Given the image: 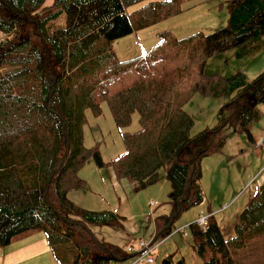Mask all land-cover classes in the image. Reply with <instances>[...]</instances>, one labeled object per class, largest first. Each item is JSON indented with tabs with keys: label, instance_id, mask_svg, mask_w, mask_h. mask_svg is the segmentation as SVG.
<instances>
[{
	"label": "trees",
	"instance_id": "trees-1",
	"mask_svg": "<svg viewBox=\"0 0 264 264\" xmlns=\"http://www.w3.org/2000/svg\"><path fill=\"white\" fill-rule=\"evenodd\" d=\"M226 2V26L184 38L164 31L145 53L120 60L115 41L182 12L184 0H53L49 6L47 0H0V32L7 35L0 43V245L39 229L59 264L126 258L120 246L98 240L92 230L120 226L124 217L87 209L68 196L85 186L80 170L91 160L111 167L136 192L166 169L172 214L178 202L180 214L202 203L203 159L224 153L229 125L254 141L252 128L264 107V73L254 86L240 70L229 77L205 74L217 54L253 57L262 47L264 0ZM62 14L66 24L59 27ZM196 94L225 103L217 125L194 133L186 104ZM104 102L120 130L139 116L140 128L122 132L124 151L110 162L84 139L87 110L99 116ZM172 214L157 218V239L172 233L180 215L171 220ZM211 214L206 227L189 225L205 264H264V181L230 239Z\"/></svg>",
	"mask_w": 264,
	"mask_h": 264
},
{
	"label": "rangeland",
	"instance_id": "rangeland-1",
	"mask_svg": "<svg viewBox=\"0 0 264 264\" xmlns=\"http://www.w3.org/2000/svg\"><path fill=\"white\" fill-rule=\"evenodd\" d=\"M48 2L47 6L52 4L53 0ZM183 9L176 15L115 41L113 49L117 57L127 60L145 53L158 42L159 33L164 31H170L177 38H184L197 32L210 33L226 26L228 22L229 9L226 0H184ZM56 23L59 27L64 26L66 15L62 14ZM6 37V34L0 32V43ZM239 70L245 72L249 80L259 77L264 70V56L258 62L256 55L251 58H238L234 50H228L210 58L204 68L207 75L223 77H229ZM224 103L223 98L196 94L186 104V109L195 119L193 132L217 125L223 115L221 107ZM102 107L103 111L99 116H94L91 110H87L84 139L87 147H98L102 159L110 162L124 151L122 132H133L140 128L139 116L135 114L131 126L120 130L108 104L104 102ZM261 110V119L254 124L252 130L254 141L245 134L236 133L234 126L229 125L228 130L232 131L230 136L238 137L227 142L224 153H215L203 159L200 186L205 203L201 206L193 205L183 211L173 222L172 233L165 237L160 247L158 246L163 238L157 239V236H154L156 220L161 215L172 214L174 208L169 199L171 184L166 178V169L161 170L160 178L155 184L136 192L128 181L118 180L111 167H100L95 160L87 163L80 170V176L86 184L77 190L75 198L81 199L82 203H79L87 209H109L124 217L120 226H92L96 238L118 245L129 255L136 256L137 253L129 252V248L135 246L138 250L140 241L152 242L155 237L154 247L157 250L155 253L153 251L156 259L153 264H179L181 260L186 264H205V260L192 246L193 236L189 224L199 220L201 211L208 214L211 210L224 225L226 239L232 237L235 222L246 207V201L251 199L249 195L255 189L259 191L264 179V172L260 176L262 179L258 178L259 173L264 171V107L261 106ZM152 200L158 202L154 208L150 206ZM190 203L196 204V198L192 197ZM209 217L210 215L208 219ZM184 226H188L187 235L182 229ZM131 256H127L125 261H119L118 258V262L114 264H131L136 259Z\"/></svg>",
	"mask_w": 264,
	"mask_h": 264
},
{
	"label": "crops",
	"instance_id": "crops-1",
	"mask_svg": "<svg viewBox=\"0 0 264 264\" xmlns=\"http://www.w3.org/2000/svg\"><path fill=\"white\" fill-rule=\"evenodd\" d=\"M52 1V0H51ZM48 0H47V4H48ZM53 3V2H51ZM49 5H52V4H49ZM256 55V58H257V61L260 62V59L263 58L264 56V37L262 39V47L260 49V51L258 53L255 54ZM254 55V56H255ZM251 58V57H250ZM264 73V70L260 73V75ZM259 75V76H260ZM256 78L252 79V80H249L250 82L254 81ZM207 127H212V126H207ZM206 127V128H207ZM204 130V129H203ZM253 130V128H252ZM202 131V130H201ZM253 132V131H252ZM257 137L258 134L255 132L254 133ZM244 138L245 136L242 135ZM254 136V135H253ZM234 137H238L236 135H232L228 138L227 142L234 138ZM247 139V138H246ZM256 146V145H254ZM264 171L260 172L259 175H258V178L262 179L261 174L263 173ZM257 174V173H256ZM255 174V177L257 176ZM264 174V173H263ZM264 178V177H263ZM202 179V178H201ZM264 181V179H262ZM262 181V182H263ZM200 181H198V185H199V188L202 192V189H201V186H200ZM260 187V186H259ZM77 190L78 189H75V190H71L68 194L69 198H71L74 202H76L77 204L81 205L82 201L81 199L79 198H75V195H77ZM257 193V189H255L253 191V193L251 195H249V198H252L255 194ZM203 194V192H202ZM81 202V203H79ZM153 202H157V201H150V206L152 208H154L155 206H157L158 202L154 205H152ZM248 204L249 202V199L248 201H246ZM205 203V197H204V194H203V201L202 203L200 204H196V205H203ZM245 204V205H246ZM82 206V205H81ZM193 205L190 206V208L192 207ZM189 208V209H190ZM93 210V209H91ZM103 210V209H102ZM188 210V209H187ZM209 213L208 214H213V211L209 210L208 211ZM119 214V213H117ZM201 214H206L205 212L201 211L200 215ZM120 215V214H119ZM199 215V216H200ZM120 216H123V215H120ZM217 222L219 223L222 231H223V234H225L224 232V228H223V224L220 222V220L216 217V215H214ZM222 221L224 219H221ZM237 222H235V225H236ZM191 224V223H190ZM189 224V225H190ZM234 225V227H235ZM186 227V229L184 230V228ZM183 231L185 232V235H187V229H188V226H184L182 227ZM235 232V230H234ZM154 236L156 237L157 236V226H156V223H155V234ZM174 236L171 235L170 238H172ZM225 236V235H224ZM234 236V233L232 235V237ZM153 239L152 242H149V241H144L148 244H153L154 241H156L155 238ZM153 238V237H152ZM226 238V236H225ZM231 238V237H230ZM229 238V239H230ZM166 239V238H165ZM165 239H163L162 242L159 243V246L160 247L162 245V243L165 241ZM141 242V241H140ZM139 242V243H140ZM139 243H138V246H139ZM192 246H193V242H192ZM132 247H135V246H132ZM194 248V247H193ZM195 249V248H194ZM157 248H155L154 250V253L156 252ZM196 251V249H195ZM130 252V251H129ZM197 252V251H196ZM133 253V252H132ZM128 256H131L128 254ZM133 256H131L132 258ZM126 258L124 259H120L119 261H125ZM156 261V259H155ZM155 261L153 263H155ZM114 262H118V261H113L111 264H114ZM151 263V264H153ZM186 263V262H185ZM0 264H59L58 263V260L56 259L54 253H53V250L51 249V245L47 239V236L46 234L42 231V230H39V229H35V230H30V231H27L23 234H20V235H17L13 238L12 242L7 245V246H2L0 245ZM131 264H134V262H132ZM149 264V263H147Z\"/></svg>",
	"mask_w": 264,
	"mask_h": 264
},
{
	"label": "built area",
	"instance_id": "built-area-1",
	"mask_svg": "<svg viewBox=\"0 0 264 264\" xmlns=\"http://www.w3.org/2000/svg\"><path fill=\"white\" fill-rule=\"evenodd\" d=\"M157 202H153L152 205L156 204ZM208 216L209 214H201L199 216V220L197 221V223H199L202 227H206L208 224ZM186 229V227L184 228V230ZM156 247H154V243L153 244H148L144 241H141L139 243V249H135V247H131L129 248L130 252H133L134 254H136V259H135V263H143V264H151L154 262V256H153V251L155 250Z\"/></svg>",
	"mask_w": 264,
	"mask_h": 264
},
{
	"label": "water",
	"instance_id": "water-1",
	"mask_svg": "<svg viewBox=\"0 0 264 264\" xmlns=\"http://www.w3.org/2000/svg\"><path fill=\"white\" fill-rule=\"evenodd\" d=\"M263 77H264V76H262L261 78H263ZM251 85L254 86V82H251ZM228 122H229V120H227L226 123H228ZM211 141H212V138H211ZM63 160H64V159H63ZM63 160H62V161H63ZM190 195H191V183H190V185H189L188 194H187V196H186L185 198H188ZM177 206H178V210H177L176 213H173V214H172V216H171V220H172V218H174L177 214H180V212H181V210H182L181 202H178V203H177ZM170 226H171V223H170ZM129 258H130V257H129ZM109 259H110V261H117V260H118V258H117V257H114L113 255L110 256Z\"/></svg>",
	"mask_w": 264,
	"mask_h": 264
}]
</instances>
